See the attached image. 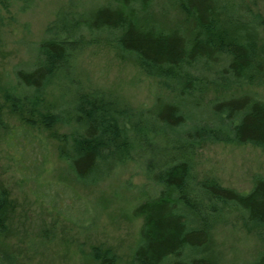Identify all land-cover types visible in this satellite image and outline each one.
I'll return each instance as SVG.
<instances>
[{"label":"trees","instance_id":"16d2710c","mask_svg":"<svg viewBox=\"0 0 264 264\" xmlns=\"http://www.w3.org/2000/svg\"><path fill=\"white\" fill-rule=\"evenodd\" d=\"M178 1L196 24L193 37L181 29L141 22L140 13L149 11L155 0H118V6L57 12L46 37L33 45V60L15 67V82L4 91L12 109L30 114L33 124L69 128L56 136L67 144L59 156L80 182L99 183L130 163L141 167L148 179L147 199L132 208L143 224L131 260L123 263L111 251L95 248L93 264H210L198 254L224 211L239 210L248 227L264 226L263 177L242 192L199 178L195 159L206 143L264 147V100L247 93L205 102L207 83L196 73L209 72L211 83L221 86L241 85L262 74L264 62L250 33L255 15L238 0ZM239 26L243 34L236 33ZM96 37L136 58L148 75L160 78L169 97L159 95L151 107L136 111L102 91L83 90L74 77V65ZM61 82L58 101L45 105L49 90ZM11 137L25 140L23 154L30 164L25 167L21 160V169L32 167L33 180L39 181L48 163L46 148L40 147L41 157L30 156L35 149L27 143L38 137L28 127L13 130ZM42 190L40 194H45ZM52 199L56 206L62 203ZM5 203L0 188V233L6 229ZM70 207L65 213L74 208ZM13 263L11 256L0 252V264ZM250 264H264V254Z\"/></svg>","mask_w":264,"mask_h":264},{"label":"rangeland","instance_id":"374dc122","mask_svg":"<svg viewBox=\"0 0 264 264\" xmlns=\"http://www.w3.org/2000/svg\"><path fill=\"white\" fill-rule=\"evenodd\" d=\"M238 1L255 15L250 33L258 58L264 62V0ZM101 4L119 5L118 0H0V188L6 202L0 252L11 256L13 264H93L95 248L111 251L124 263L131 260L140 241L143 218L135 216L132 208L148 197L144 193L148 179L142 168L130 163L99 183L80 182L59 156L67 144L56 136L69 128L57 123L33 124L31 115L15 112L4 95L15 82V67L33 60V45L46 37L57 12ZM139 18L161 29H181L187 37L198 32L178 0H155ZM236 33L243 34V26ZM90 40L74 65V77L83 90L102 91L136 111L151 107L159 95L169 97L160 78L148 75L136 58L122 55L101 37ZM196 73L207 83L202 94L205 102L247 93L264 100V72L251 82L230 86L213 85L207 71ZM63 87L61 82L51 88L45 105L56 103ZM22 126L38 137L31 145L27 143L35 149L29 151L30 156L41 157L40 147L46 148L48 163L39 181L33 180L32 167L21 169V160L25 167L30 164L29 156L23 154L27 152L22 147L25 140L11 137ZM195 159L199 178L242 192L250 191L256 178H264V147L206 143ZM42 189L45 194H40ZM52 198L60 200V206ZM70 206L72 211L65 213ZM263 254L264 226L248 227L239 210L227 209L213 224L210 241L198 257L210 264H250Z\"/></svg>","mask_w":264,"mask_h":264}]
</instances>
